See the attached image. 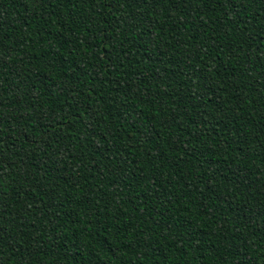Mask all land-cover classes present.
I'll use <instances>...</instances> for the list:
<instances>
[{"label":"trees","instance_id":"1","mask_svg":"<svg viewBox=\"0 0 264 264\" xmlns=\"http://www.w3.org/2000/svg\"><path fill=\"white\" fill-rule=\"evenodd\" d=\"M0 264H264V0H0Z\"/></svg>","mask_w":264,"mask_h":264}]
</instances>
